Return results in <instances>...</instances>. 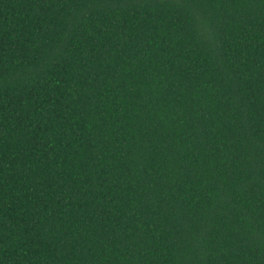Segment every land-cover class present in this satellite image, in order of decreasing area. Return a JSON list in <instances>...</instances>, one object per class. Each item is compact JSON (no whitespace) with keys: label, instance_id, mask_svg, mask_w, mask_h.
<instances>
[{"label":"trees","instance_id":"trees-1","mask_svg":"<svg viewBox=\"0 0 264 264\" xmlns=\"http://www.w3.org/2000/svg\"><path fill=\"white\" fill-rule=\"evenodd\" d=\"M0 264H264V0H0Z\"/></svg>","mask_w":264,"mask_h":264}]
</instances>
